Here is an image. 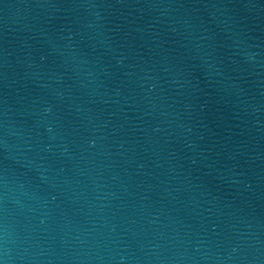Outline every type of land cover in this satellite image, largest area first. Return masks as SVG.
Here are the masks:
<instances>
[{"label": "water", "instance_id": "obj_1", "mask_svg": "<svg viewBox=\"0 0 264 264\" xmlns=\"http://www.w3.org/2000/svg\"><path fill=\"white\" fill-rule=\"evenodd\" d=\"M0 264H264V0H0Z\"/></svg>", "mask_w": 264, "mask_h": 264}]
</instances>
